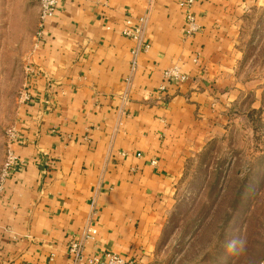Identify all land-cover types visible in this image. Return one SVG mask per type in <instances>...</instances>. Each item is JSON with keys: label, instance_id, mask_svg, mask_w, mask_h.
Masks as SVG:
<instances>
[{"label": "crops", "instance_id": "0c3cea01", "mask_svg": "<svg viewBox=\"0 0 264 264\" xmlns=\"http://www.w3.org/2000/svg\"><path fill=\"white\" fill-rule=\"evenodd\" d=\"M180 1L62 0L44 34H30L20 164L0 187V264H85L68 244L88 228L91 254L154 263L188 166L260 89L243 43L264 0H197L192 37ZM144 15L148 49L134 65L123 30ZM175 66L187 82H166Z\"/></svg>", "mask_w": 264, "mask_h": 264}, {"label": "rangeland", "instance_id": "374dc122", "mask_svg": "<svg viewBox=\"0 0 264 264\" xmlns=\"http://www.w3.org/2000/svg\"><path fill=\"white\" fill-rule=\"evenodd\" d=\"M33 31H41L37 0H0V187ZM243 46L246 73L260 89L226 136L188 166L153 264H264V11L248 23Z\"/></svg>", "mask_w": 264, "mask_h": 264}, {"label": "built area", "instance_id": "2783aa9c", "mask_svg": "<svg viewBox=\"0 0 264 264\" xmlns=\"http://www.w3.org/2000/svg\"><path fill=\"white\" fill-rule=\"evenodd\" d=\"M40 7V18H41V31L38 37L44 34L46 23L52 17H54L58 11L59 4L62 0H37ZM197 0H181L180 5L185 10L186 15V34L189 37L201 31V25L197 21L195 6ZM149 5H152L154 0H148ZM148 5V7H150ZM134 21L132 17H128L126 20V28L123 30V34L132 39L136 43V48L133 51L134 65L137 63V57L141 46L144 45V35L147 25V17L144 15ZM142 48L148 49L147 45ZM164 78L168 83H185L188 81L189 76L183 74L178 66L168 69L164 72ZM28 96L25 93L22 98L23 101L27 100ZM17 132L13 130L12 138L10 142V148L8 152L7 162L4 168L3 181L1 187L4 185V181L13 173L20 160L16 156L12 145L17 139ZM155 163V162H153ZM97 231L94 228H88L82 235L72 236L68 244V250L70 255L73 257L76 263L85 264H140L139 261L132 256H125L115 251H102L98 254H91L87 245L89 242L94 241Z\"/></svg>", "mask_w": 264, "mask_h": 264}, {"label": "clouds", "instance_id": "9594fccd", "mask_svg": "<svg viewBox=\"0 0 264 264\" xmlns=\"http://www.w3.org/2000/svg\"><path fill=\"white\" fill-rule=\"evenodd\" d=\"M235 242L230 243L229 247H232Z\"/></svg>", "mask_w": 264, "mask_h": 264}]
</instances>
